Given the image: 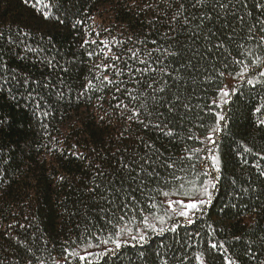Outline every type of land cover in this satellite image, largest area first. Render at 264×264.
Returning <instances> with one entry per match:
<instances>
[{"label": "trees", "instance_id": "obj_1", "mask_svg": "<svg viewBox=\"0 0 264 264\" xmlns=\"http://www.w3.org/2000/svg\"><path fill=\"white\" fill-rule=\"evenodd\" d=\"M219 3L0 0V264H264V0Z\"/></svg>", "mask_w": 264, "mask_h": 264}, {"label": "snow or ice", "instance_id": "obj_2", "mask_svg": "<svg viewBox=\"0 0 264 264\" xmlns=\"http://www.w3.org/2000/svg\"><path fill=\"white\" fill-rule=\"evenodd\" d=\"M208 0H196L197 4H207ZM217 3L219 5V7L221 9H225L227 7V5L223 4V3H219V0H217ZM184 5L181 4V8H183ZM176 15H179V11L177 12ZM176 16L173 17V19H175ZM185 23H187V19L185 20ZM261 31H264V27L261 28ZM261 40L264 41V36L261 37ZM113 59H116V57H113ZM258 59V58H257ZM253 63H255V61H253ZM261 76H264V72H260ZM105 79H107V77H105ZM248 83H252L251 80L248 81ZM223 91V95L226 97L228 96V92L224 91L223 89L221 90ZM257 111H259V109H257ZM131 119V117H130ZM220 120L223 119V117H219ZM261 123H264V121H261ZM220 129L217 128L216 131H219ZM211 139V137H209V140ZM211 159L213 161V166L217 168V170H219L218 168V158L215 155L211 156ZM171 167V165H169ZM264 174V173H262ZM179 179V178H176ZM209 187L215 188L216 185L214 183H211L210 181H206L205 185L202 186L201 188H196L195 185H193L192 190H184V191H180V189H185V185L182 183L179 186V189L176 190V194H179L181 196H185V197H189V200L187 202H185L184 200H168L167 201V206L169 209H171L172 214L174 215H179L181 217H189V213H194L195 210H198V206L199 205H204L207 203L211 202V193L209 192ZM161 195L168 197L170 195L169 192H161ZM206 197V199L201 198V197ZM175 205V207H174ZM153 207H156L155 204L152 205ZM167 215V213H166ZM120 220H124L125 217L121 216L119 218ZM156 219H158L160 221L161 224L164 223L165 218L164 217H156ZM109 223H111V221H109ZM142 223L148 227V228H152L155 231V225L154 224H150L148 222V218L145 217L142 220ZM188 223H192L191 218L188 219ZM173 230H175L174 226H173ZM160 232L164 231V228L161 227L159 229ZM125 232H131L130 229H124V228H118L112 236L107 237L106 239H102L100 240V242L96 245L97 247H100L101 245L105 246L104 251L107 252L109 255L113 254L116 252V250L120 249L122 246V243H127L126 240H122L119 237H121ZM113 236L117 237V238H113ZM131 239H134L137 241V243H146L147 242V235L145 233H139L136 236H132ZM111 243L112 245H114V247L112 249H108L106 246ZM211 248L215 249L217 247V245L215 243L210 245ZM92 255L91 253H88L87 255H80L77 257L78 261H86L87 260V256ZM104 255V252H101L100 255H98L96 257V259H100L102 256ZM197 260H200V256L196 257ZM226 260H228V258H225ZM41 264H43V262H41ZM229 264H234V262L229 261Z\"/></svg>", "mask_w": 264, "mask_h": 264}]
</instances>
